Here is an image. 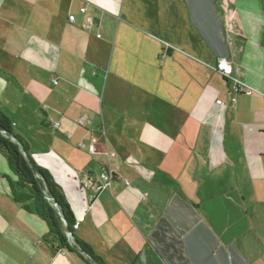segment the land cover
Segmentation results:
<instances>
[{"label": "crops", "instance_id": "0c3cea01", "mask_svg": "<svg viewBox=\"0 0 264 264\" xmlns=\"http://www.w3.org/2000/svg\"><path fill=\"white\" fill-rule=\"evenodd\" d=\"M0 112L103 264H264V0H0ZM26 193L0 264H87Z\"/></svg>", "mask_w": 264, "mask_h": 264}, {"label": "trees", "instance_id": "16d2710c", "mask_svg": "<svg viewBox=\"0 0 264 264\" xmlns=\"http://www.w3.org/2000/svg\"><path fill=\"white\" fill-rule=\"evenodd\" d=\"M5 134L14 136L12 133L11 122L5 115L0 112V150L6 155L10 166L18 176L19 184L27 191L24 197H18L20 201L33 200L34 210L47 222L50 232L54 236V240L58 241L60 248H65L76 252L84 258L87 264H103L98 256H95L91 250L82 242L74 238V244H70L66 231L72 232L73 237V221L68 215V205L58 185L51 180L50 174L33 163H27L23 159L20 145L12 142ZM46 194L53 197V200L60 206L61 211L67 222L64 225L61 216L54 208L52 202L47 199ZM80 247L84 248L88 257L80 252Z\"/></svg>", "mask_w": 264, "mask_h": 264}, {"label": "built area", "instance_id": "2783aa9c", "mask_svg": "<svg viewBox=\"0 0 264 264\" xmlns=\"http://www.w3.org/2000/svg\"><path fill=\"white\" fill-rule=\"evenodd\" d=\"M81 11L84 12L85 8H81ZM70 20L73 22L75 20V16L74 15H70ZM100 36V34L98 35ZM215 69L219 72H221L224 76L230 78L233 72V67L232 64L230 63L229 59L227 57H219L217 60V63L215 65ZM234 90L236 91V93H240V92H244L246 94H252V90L250 89H245L242 85L240 84H234ZM233 100H236V98H233ZM79 123H82V119L79 120ZM60 125V123L58 121H54L53 122V126L54 127H58ZM6 137L8 138H12L13 136H9L8 134H5ZM90 150L93 151V147H90ZM68 240L70 242V244H74V237L71 231H67L66 232ZM96 264V263H94Z\"/></svg>", "mask_w": 264, "mask_h": 264}, {"label": "water", "instance_id": "95a60500", "mask_svg": "<svg viewBox=\"0 0 264 264\" xmlns=\"http://www.w3.org/2000/svg\"><path fill=\"white\" fill-rule=\"evenodd\" d=\"M46 197H47L48 200H50V201L52 202L54 208L58 211L59 215L61 216V218H62V220H63L64 225H67L66 219H65V217H64L63 212H62L61 209H60V206H59V205L53 200V197L50 196L49 194H46ZM80 252H81L84 256L88 257V254H87V252L84 250V248L80 247Z\"/></svg>", "mask_w": 264, "mask_h": 264}]
</instances>
